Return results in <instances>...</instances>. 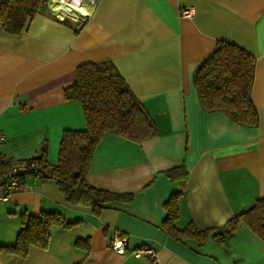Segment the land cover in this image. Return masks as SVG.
Listing matches in <instances>:
<instances>
[{"label": "crops", "instance_id": "crops-1", "mask_svg": "<svg viewBox=\"0 0 264 264\" xmlns=\"http://www.w3.org/2000/svg\"><path fill=\"white\" fill-rule=\"evenodd\" d=\"M183 8L191 13L181 15ZM219 39L254 56L255 126L200 105L192 73ZM99 61L115 65L157 134L133 142L106 131L86 180L133 198L106 202L95 215L67 202L54 182L27 177L0 201V245L14 242L23 213L56 211L77 222L52 225L47 249L30 246L25 257L0 251V264H264V241L247 227L225 245L179 241L161 227L163 203L173 193H180L179 229L220 227L264 198V0H100L84 22L50 7L20 34L0 22V130L6 136L0 154L30 158L45 141L47 160L56 163L62 131L86 128L80 102L66 99L63 89L75 81L78 65ZM180 165L186 177L168 178L165 171ZM114 235L125 237L123 253L110 249ZM76 238H87L88 250ZM139 246L155 249L157 260L131 255Z\"/></svg>", "mask_w": 264, "mask_h": 264}, {"label": "trees", "instance_id": "trees-1", "mask_svg": "<svg viewBox=\"0 0 264 264\" xmlns=\"http://www.w3.org/2000/svg\"><path fill=\"white\" fill-rule=\"evenodd\" d=\"M52 0H0V22L11 34H20L36 13L50 7ZM254 73V56L242 47L224 40H217L214 49L194 68L192 82L203 110H222L232 120L245 126H255L258 112L251 98L250 89ZM66 99L78 100L82 106L86 128L62 131L56 163L47 160V143L43 141L35 156L24 161L25 174L35 182H54L67 202L90 207L98 215L106 202L131 201L132 193L112 192L95 188L86 180L92 155L102 135L111 131L117 135L141 142L156 136L154 120L142 102L132 92L111 61L85 62L76 67L75 81L63 89ZM13 159L0 154V177H7ZM170 179L186 177L183 165L167 169ZM180 193H173L163 203L166 215L162 229L179 241L194 239L198 245L213 239L223 245L243 226L264 241V198H257L245 210L229 218L222 226L197 229L192 223L177 228L174 221L179 215L177 200ZM56 211L41 210L39 214H21L20 228L12 244L0 245V251L21 257L28 254L30 246L47 249L50 227H70ZM83 241V242H82ZM76 246L88 250L87 238H76Z\"/></svg>", "mask_w": 264, "mask_h": 264}, {"label": "built area", "instance_id": "built-area-1", "mask_svg": "<svg viewBox=\"0 0 264 264\" xmlns=\"http://www.w3.org/2000/svg\"><path fill=\"white\" fill-rule=\"evenodd\" d=\"M99 3L100 0H55L52 8L58 13L84 22L95 13ZM180 13L181 15H189L191 9L183 8ZM5 138V134L0 130V142L4 141ZM30 167L24 161L12 163L8 176L0 177V201L8 200L14 191L22 185L23 181L19 178V175L25 174ZM125 244L126 240L122 235H114L109 241L110 249L116 253H123ZM130 254L134 257H147L153 261L157 260V251L150 246L132 248Z\"/></svg>", "mask_w": 264, "mask_h": 264}]
</instances>
